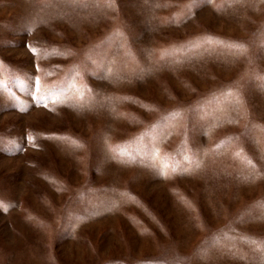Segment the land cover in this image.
<instances>
[{"label": "rangeland", "instance_id": "1", "mask_svg": "<svg viewBox=\"0 0 264 264\" xmlns=\"http://www.w3.org/2000/svg\"><path fill=\"white\" fill-rule=\"evenodd\" d=\"M0 264H264V0H0Z\"/></svg>", "mask_w": 264, "mask_h": 264}]
</instances>
